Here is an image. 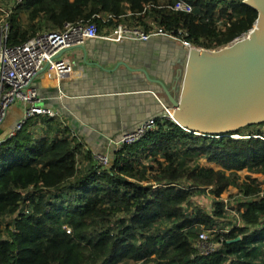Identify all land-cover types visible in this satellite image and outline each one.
I'll list each match as a JSON object with an SVG mask.
<instances>
[{"label": "trees", "instance_id": "16d2710c", "mask_svg": "<svg viewBox=\"0 0 264 264\" xmlns=\"http://www.w3.org/2000/svg\"><path fill=\"white\" fill-rule=\"evenodd\" d=\"M157 1L25 0L11 15L9 44L99 14L129 12L133 17ZM191 3L192 13L161 7L151 18L171 31L187 29L196 46L218 49L251 30L259 15L244 0ZM181 86L182 81L177 98ZM85 147L72 135L55 139L50 131L41 134L34 123L0 145V215L21 210L29 198L39 205L34 209L38 216L31 213L17 221L11 240H2L0 223V264H264V196L259 187L247 182L238 186L247 199V210L239 206L245 225L236 227L216 199L210 209L192 211L197 194L206 197L205 188L226 194L224 171L264 174V122L227 135L198 136L160 117L153 132L113 154L109 167L96 164ZM78 158L89 164L87 170L82 172ZM200 158L214 165L210 173H196ZM41 183L47 184V192ZM31 186L37 190L26 194ZM213 230L210 240L218 249L196 255L201 234ZM239 234L244 239L234 242Z\"/></svg>", "mask_w": 264, "mask_h": 264}, {"label": "built area", "instance_id": "2783aa9c", "mask_svg": "<svg viewBox=\"0 0 264 264\" xmlns=\"http://www.w3.org/2000/svg\"><path fill=\"white\" fill-rule=\"evenodd\" d=\"M24 1L0 0V128L6 122L9 111L14 105L22 104L24 106L22 117L12 128L11 133L5 139H0V145L6 140L15 137L30 123H34L41 134H44L41 131L42 128L56 129L57 131L52 135L55 139L63 138L65 135L74 136L68 123L62 119L61 113L43 104L40 90L35 86L34 82L42 72L47 74V77L56 87L81 79L83 72L76 67L73 54L91 40L99 39L121 44L137 41L147 42L152 37H163L167 38L171 43L174 51L185 57L189 56L195 49H205L202 46L194 45L191 40V34L187 29L180 28L177 32L171 31L160 26L157 21L151 18L152 12L161 7L172 12L192 13L193 5L191 0H176L171 3L167 2V0L150 2L145 4L143 10L135 13L133 17H129L131 15L129 12L99 14L88 21L81 20L74 23H65L61 28L45 30L19 44L10 45V18L14 8L23 4ZM99 20L103 21L102 27L99 24ZM244 34L237 37L233 42L242 38ZM164 116L172 119V111L169 110ZM157 119L151 118L142 123L137 129L123 135L119 140H111V150L108 152L91 151L94 162L102 167L111 166L112 155L120 152L126 145L139 142L147 134L153 132ZM50 123L54 124V126H48ZM67 130L72 133L64 134ZM235 137L239 136L236 135ZM75 138L77 139V137ZM85 151L88 152L89 148L85 147ZM82 164V159L78 158V166H82ZM247 183L259 187L261 190L259 194L264 196V189L259 182L247 181ZM158 187L159 185L154 184V188ZM40 189L43 193L47 192V184L41 183ZM35 190H37V187L31 186L26 194ZM205 190V195L210 201L216 199L221 202L225 211L234 219L236 227L246 224L239 214L240 205H242V210L248 209L247 199L243 194L237 192L233 198H230L226 195H214L212 187L205 188ZM34 209H39V205L32 198H29L21 210L1 214L2 240H11L12 234L17 232V221L21 217L31 213L34 216H38ZM65 228L68 232H71L69 226H65ZM216 231H204L201 234L194 246L196 255H209L218 249V244L210 240V233ZM230 231V227L226 229L227 233ZM237 239L239 241L243 240L244 234H239Z\"/></svg>", "mask_w": 264, "mask_h": 264}, {"label": "water", "instance_id": "95a60500", "mask_svg": "<svg viewBox=\"0 0 264 264\" xmlns=\"http://www.w3.org/2000/svg\"><path fill=\"white\" fill-rule=\"evenodd\" d=\"M244 3L258 11L256 23H260V27L245 41H236L227 48L195 49L185 57L174 51L167 38L162 37L164 46L173 50L177 56V61L168 62L167 69L176 63L183 66L182 59L185 60L184 69L181 70L183 79L180 98H177L175 91L181 76L169 88L168 82H171V78H163L149 64L131 66L134 62L129 58L140 53L137 48L139 42L121 43L117 46L118 49L102 43L100 47L104 57L119 63L115 70H108L104 59L94 57L93 51L98 46L95 40L89 41L73 54L75 65H78L77 58L82 57V64L76 67L83 70L85 77L89 78L75 80L74 84L78 89L76 96H96V107L101 108L100 111H108L117 123L121 119L125 120V125L130 111L129 105L135 103L133 100L155 98L164 112L159 117L171 110L172 119L177 124L198 136L227 135L245 126L263 123L264 0H244ZM157 54L160 55L155 53L156 59ZM160 57L164 59L166 56ZM120 65L125 69L119 70ZM89 82L96 83V91L86 90ZM162 91L165 95L160 98ZM63 102L72 104L69 100ZM58 103L62 105V101ZM61 105L56 107L68 118L69 115ZM124 113L127 115H123ZM11 131L12 129L5 132L1 138L5 139ZM120 138L116 137L115 140Z\"/></svg>", "mask_w": 264, "mask_h": 264}, {"label": "crops", "instance_id": "0c3cea01", "mask_svg": "<svg viewBox=\"0 0 264 264\" xmlns=\"http://www.w3.org/2000/svg\"><path fill=\"white\" fill-rule=\"evenodd\" d=\"M82 72L83 77L79 80L86 78L83 70ZM88 79L89 78H86V80ZM76 81L67 82L61 87H56L47 77V74L42 72L37 76L34 84L40 90L43 104L58 110L62 115V119L68 123L73 132L67 130L64 134L72 133L77 137L78 141L89 148V151L101 153L110 151L111 140L116 137H122L126 133L137 129L142 123L151 118H160L159 116L164 113L162 111V106L157 103L155 98L133 100L135 103L129 105L130 111L127 116V125H125L126 121L123 119L117 123L113 121V116L108 111H100L101 108L98 109L96 107V104H98L95 100L97 98L96 96H76L78 94V89L74 84ZM168 86L172 88L174 84L168 82ZM57 89H60V92H57ZM86 90L90 92L96 91V83L89 82ZM164 95L165 94L162 92L159 94V97L162 98ZM65 100L71 101L72 104H65L63 102ZM59 101H62V105L58 103ZM57 105H61L66 110L65 112L69 115L68 118L56 107ZM23 107L22 104H16L10 109L6 122L0 128V138L5 132L14 128L18 120L22 117ZM125 114L127 115V113L123 115ZM117 120L119 121V118ZM48 126L53 127L54 124L52 125V123H50ZM41 131H43L44 134L50 131V134L53 135L57 130H52L47 127L45 129L42 128ZM88 168L89 164L84 161L81 167L82 172ZM224 174L226 175L225 171Z\"/></svg>", "mask_w": 264, "mask_h": 264}, {"label": "flooded vegetation", "instance_id": "af4514ba", "mask_svg": "<svg viewBox=\"0 0 264 264\" xmlns=\"http://www.w3.org/2000/svg\"><path fill=\"white\" fill-rule=\"evenodd\" d=\"M159 37H152L150 40L147 42H139L137 45L138 50L140 53L137 55L131 56V61L134 62L132 67H136L138 65H141L143 63L149 64L151 68L154 70H157L159 74L163 78H171V84H176L177 83V78L181 76V70H182V64H174L169 66V70L167 69L168 62L170 60L177 61V56H175L173 50H169L167 47L164 46L163 44V39L160 37L159 39H155ZM95 42L98 44L96 49L93 51L94 57H101L104 59L105 63H107L106 67L109 70H115L117 66L119 65L118 62H115L114 60L110 59L109 57H104L103 55V50L101 49L100 45L106 44L110 48L118 49L117 46L120 45V43L116 42H106L104 40H95ZM130 43V42H128ZM134 47V46H132ZM155 53H159L158 58L156 59ZM160 56H166L164 59H161ZM78 65L82 64V57L77 58ZM77 65V64H76ZM125 69L123 65L119 66V70ZM114 76V75H113ZM113 76H109L114 78ZM178 80V84H179ZM163 92V91H162Z\"/></svg>", "mask_w": 264, "mask_h": 264}, {"label": "rangeland", "instance_id": "374dc122", "mask_svg": "<svg viewBox=\"0 0 264 264\" xmlns=\"http://www.w3.org/2000/svg\"><path fill=\"white\" fill-rule=\"evenodd\" d=\"M25 19V16H24ZM182 70L184 69V59ZM182 76L180 77V81H182ZM37 82V81H36ZM199 169H197L196 173H210L214 167V165L210 164L205 158H200L196 162ZM227 178L229 180V189L226 192V196L233 198L234 194L238 192V186L241 183H245L247 181H255L259 182L264 189V174H254L252 171L243 170V171H229L226 172ZM193 209L195 207L210 209L211 208V201L205 197L203 194H197L194 202H193ZM262 248L258 249V256H262ZM136 264V263H131Z\"/></svg>", "mask_w": 264, "mask_h": 264}, {"label": "bare ground", "instance_id": "6f19581e", "mask_svg": "<svg viewBox=\"0 0 264 264\" xmlns=\"http://www.w3.org/2000/svg\"><path fill=\"white\" fill-rule=\"evenodd\" d=\"M259 27H260V23H256L255 26H254L251 30H249L248 32H246V33L244 34V36H243L242 38L238 39L237 41H241V42H242V41L247 40L248 37L250 38L251 34H253L254 30H255V29H258ZM235 42H236V41H235ZM235 42H233L232 45H234ZM232 45L225 46L224 48L230 47V46H232ZM190 51H191V50H190Z\"/></svg>", "mask_w": 264, "mask_h": 264}]
</instances>
